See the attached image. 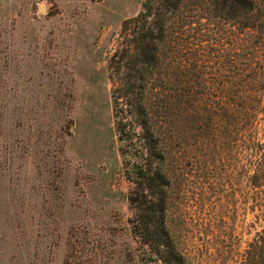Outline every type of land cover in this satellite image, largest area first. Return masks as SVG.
I'll return each instance as SVG.
<instances>
[{
    "label": "rangeland",
    "instance_id": "1",
    "mask_svg": "<svg viewBox=\"0 0 264 264\" xmlns=\"http://www.w3.org/2000/svg\"><path fill=\"white\" fill-rule=\"evenodd\" d=\"M142 2L0 0V264H163L140 235L158 200L150 225L164 218L185 264H264V0L244 22L192 13L166 52L148 91L154 190L134 173L138 102L115 103Z\"/></svg>",
    "mask_w": 264,
    "mask_h": 264
},
{
    "label": "trees",
    "instance_id": "2",
    "mask_svg": "<svg viewBox=\"0 0 264 264\" xmlns=\"http://www.w3.org/2000/svg\"><path fill=\"white\" fill-rule=\"evenodd\" d=\"M254 9V0H143L138 16L124 22L122 33L126 35L130 48L123 51L120 56L117 52L114 55V63L124 64L130 74L129 77H125V88L115 91L120 94L115 96V103L118 106L120 100L129 95L135 96L133 98L138 102L134 103L126 99L128 104L138 107L137 112L142 118L141 126L145 129L142 138L147 152L142 151L144 163L135 167L134 170L139 184H147L153 190L168 185L160 168L152 172L153 165L157 161L162 162L165 154L160 147L162 141L160 136L148 124L147 116L150 106L152 107V104L148 103L152 94L148 95V91L152 89V85L156 84L153 76L164 62L166 52L174 51L177 45L185 44L186 34L182 32V29L188 22V16L193 15L194 12H206L202 13L203 15L209 12L208 16H212L213 13L218 18L244 22V19L252 18L251 13ZM172 96L173 93L166 97L169 99ZM116 110H118L117 114L124 112L118 107ZM126 128L127 124L120 121L119 132L124 133ZM130 200L135 201L134 198ZM147 206L148 212L141 213V221L144 223L141 226L146 231L144 235L140 233L144 244L152 247L156 258L163 264H185L182 253L169 238V233L164 226V218L158 227L150 225L152 218H156L158 212L160 215L164 214L163 201L158 200L157 203ZM260 244L256 243L255 248H259ZM261 256L264 260V253Z\"/></svg>",
    "mask_w": 264,
    "mask_h": 264
}]
</instances>
